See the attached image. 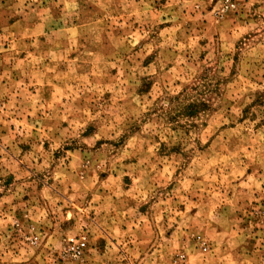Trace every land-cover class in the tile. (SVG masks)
<instances>
[{"label":"rangeland","instance_id":"obj_1","mask_svg":"<svg viewBox=\"0 0 264 264\" xmlns=\"http://www.w3.org/2000/svg\"><path fill=\"white\" fill-rule=\"evenodd\" d=\"M218 1L0 0V264H264V0Z\"/></svg>","mask_w":264,"mask_h":264},{"label":"built area","instance_id":"obj_2","mask_svg":"<svg viewBox=\"0 0 264 264\" xmlns=\"http://www.w3.org/2000/svg\"><path fill=\"white\" fill-rule=\"evenodd\" d=\"M243 0H219L216 3L215 13L221 15L228 11L237 9ZM69 251L74 257H78L81 254V249L78 245H71ZM175 264H188L187 259L183 253H180L176 258Z\"/></svg>","mask_w":264,"mask_h":264},{"label":"trees","instance_id":"obj_3","mask_svg":"<svg viewBox=\"0 0 264 264\" xmlns=\"http://www.w3.org/2000/svg\"><path fill=\"white\" fill-rule=\"evenodd\" d=\"M194 108H195V107H194V105H193V104H191V105H189V106H188V108H187V109L189 110V112H191L192 110H194Z\"/></svg>","mask_w":264,"mask_h":264}]
</instances>
